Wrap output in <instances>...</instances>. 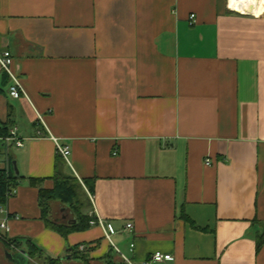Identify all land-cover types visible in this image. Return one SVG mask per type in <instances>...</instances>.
<instances>
[{
  "label": "crops",
  "instance_id": "crops-1",
  "mask_svg": "<svg viewBox=\"0 0 264 264\" xmlns=\"http://www.w3.org/2000/svg\"><path fill=\"white\" fill-rule=\"evenodd\" d=\"M227 4L0 0V53L26 95L8 97L0 71V125L23 140L8 152L21 178L9 239L63 264H264V0L245 15ZM57 160L111 242L101 226L46 227L29 180L52 190ZM50 209L51 223L77 224L68 206ZM81 245L84 260H69ZM18 251L0 241L7 261Z\"/></svg>",
  "mask_w": 264,
  "mask_h": 264
},
{
  "label": "trees",
  "instance_id": "trees-1",
  "mask_svg": "<svg viewBox=\"0 0 264 264\" xmlns=\"http://www.w3.org/2000/svg\"><path fill=\"white\" fill-rule=\"evenodd\" d=\"M2 74V80L3 84L8 85L9 77L4 72H1ZM9 133L8 127L3 124L0 125V137H6ZM62 157L58 154V158ZM10 160V166L7 169H0V205H6L8 200L6 197V194L8 191L12 188H17L20 185L21 178L16 176V174L13 172V168L11 167V164L13 162V158L9 156ZM60 164V161H56V174L53 177V181L55 183V186L52 190H45L43 189L42 180L39 179H30L29 185L34 188H38V203L41 209V218L45 222L46 227L50 230H53L60 234L62 237H66L69 233L85 230L88 229L89 221L91 220V217L85 216L82 213V209L84 207V204L80 201L78 192L76 191L78 188L77 182L72 180L69 177H65L62 175H59L57 173V167ZM88 192L90 195L93 193V187H87ZM60 202L62 205H66L70 208V210L73 212L74 218L77 221V224L68 227V226H62L51 223V209H50V203L51 202ZM13 243L17 248H20L22 250H25L29 259L35 260L38 264H63L65 261L64 259H58L53 260L50 258H45L42 256L40 251L30 242H27L25 249L22 248V244L19 243L16 240H13ZM264 243V232L261 234V236L257 240V250L261 248V246ZM78 247H75L74 253L69 255V260L71 259H81L84 260L83 255L80 252H78ZM85 263V262H84ZM107 264H112L109 260H107Z\"/></svg>",
  "mask_w": 264,
  "mask_h": 264
},
{
  "label": "built area",
  "instance_id": "built-area-1",
  "mask_svg": "<svg viewBox=\"0 0 264 264\" xmlns=\"http://www.w3.org/2000/svg\"><path fill=\"white\" fill-rule=\"evenodd\" d=\"M228 9L239 15H245L246 13H243L242 11H235L233 8H231V2L228 0L227 4ZM194 19V16H190V20L192 21ZM13 56L10 53V51L5 50L0 53V71L7 74L10 80V85L7 87V95L13 100H19L23 97H25L24 89L21 85L19 76L13 71ZM38 120L40 123H42V119L38 116ZM36 136L38 138L41 137V133L37 132ZM58 154L65 160H67L69 156V150L67 147H63L58 143L57 139H53ZM23 146V140L18 136L17 129L12 128L9 130V133L6 137H0V161H2L4 158L9 157L8 152L12 148H21ZM4 155V157H2ZM206 165L209 164V162L206 160ZM4 170V169H2ZM16 193V188H12L8 191L6 194L7 199H10L13 197ZM92 201V198H90ZM8 215L5 210V205H0V241L2 243H5L9 250L18 251V248L15 246L13 241L9 239L8 233H9V227H8ZM89 226H101L105 231V237L107 240L111 242V236L115 234L114 228L110 224H104L100 219H92L89 221ZM126 229H131V225H126ZM78 252L85 253L86 247L81 245L78 247ZM151 261L153 262H162V261H170L172 260L171 256L169 255H162L160 253H156L152 255ZM144 264H149L148 261L144 262Z\"/></svg>",
  "mask_w": 264,
  "mask_h": 264
},
{
  "label": "water",
  "instance_id": "water-1",
  "mask_svg": "<svg viewBox=\"0 0 264 264\" xmlns=\"http://www.w3.org/2000/svg\"><path fill=\"white\" fill-rule=\"evenodd\" d=\"M12 167L16 176H19L18 169L14 161L12 162ZM6 257L11 264H31L26 251L22 249L15 254L7 253Z\"/></svg>",
  "mask_w": 264,
  "mask_h": 264
},
{
  "label": "bare ground",
  "instance_id": "bare-ground-1",
  "mask_svg": "<svg viewBox=\"0 0 264 264\" xmlns=\"http://www.w3.org/2000/svg\"><path fill=\"white\" fill-rule=\"evenodd\" d=\"M258 0H230L231 8L235 11L243 12L246 14H252L255 12Z\"/></svg>",
  "mask_w": 264,
  "mask_h": 264
},
{
  "label": "rangeland",
  "instance_id": "rangeland-1",
  "mask_svg": "<svg viewBox=\"0 0 264 264\" xmlns=\"http://www.w3.org/2000/svg\"><path fill=\"white\" fill-rule=\"evenodd\" d=\"M68 212H70V213H72V218H73V212L70 210V209H68ZM61 215H58L57 214V212L55 213V215L53 216V217H55L56 219L57 218H59ZM53 219V218H52ZM71 219V218H70ZM69 220V219H68ZM113 241H114V238H113ZM2 243V242H1ZM4 246H5V248H8L9 249V247L5 244V243H2ZM30 263L31 264H38L35 260H33V259H30ZM0 264H10V263H8V261L3 257V256H1L0 257Z\"/></svg>",
  "mask_w": 264,
  "mask_h": 264
}]
</instances>
